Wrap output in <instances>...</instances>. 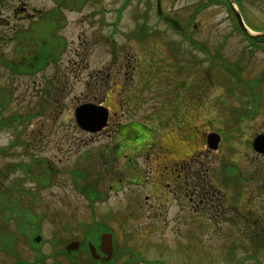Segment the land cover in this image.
I'll use <instances>...</instances> for the list:
<instances>
[{
  "label": "rangeland",
  "instance_id": "1",
  "mask_svg": "<svg viewBox=\"0 0 264 264\" xmlns=\"http://www.w3.org/2000/svg\"><path fill=\"white\" fill-rule=\"evenodd\" d=\"M60 1L0 0V122L5 121L0 129V195L16 189V183L32 191L27 194L35 199L40 230L31 238L42 236L27 246L31 235H15L19 256L21 250L32 259L36 251L44 254L39 264H59L61 246L52 243L54 231L65 244L85 237L78 226H97V234L101 227L112 231L117 264L127 246L150 259L164 250L168 262L180 261L183 249L186 262L191 257L198 264H234L236 259L264 264V158L251 145L256 130L264 131V94L258 96L251 80L254 58H264L244 32L231 29L227 4L161 0L162 15L186 24L185 34L158 15L157 0ZM241 1L248 22L251 15L264 16V0ZM51 14L58 15L60 25L29 28ZM26 28L29 42L36 38L40 52L56 45L55 57L34 64L33 51L15 50L18 39L26 40ZM3 58L18 60V72ZM185 90L191 93L190 104L182 95ZM84 102H102L113 111L101 131L89 132L77 124L75 109ZM127 122L145 124L144 138L175 143L173 155L194 151L204 159L195 176L205 184L206 193L200 196L207 204L193 210L181 195L171 210V217L183 216V207L192 212L189 225L174 216V225H156L151 232L146 228L148 215L145 219L141 213L157 210L165 216L162 208L145 207L151 184L132 183L128 188L121 182L110 188L128 166L137 165L146 176L150 170L156 173L164 156L158 148L126 151L121 131L131 126L120 128ZM211 131L222 135L217 149L207 144ZM116 153L120 155L112 156ZM233 166L236 172L230 170ZM128 195L145 203V209L133 210ZM8 201L7 196L2 204L11 206ZM249 234L258 235L257 241L245 237ZM235 241L240 248H233ZM174 250L179 254L166 253ZM15 260L0 251V264Z\"/></svg>",
  "mask_w": 264,
  "mask_h": 264
},
{
  "label": "flooded vegetation",
  "instance_id": "2",
  "mask_svg": "<svg viewBox=\"0 0 264 264\" xmlns=\"http://www.w3.org/2000/svg\"><path fill=\"white\" fill-rule=\"evenodd\" d=\"M235 1V0H234ZM234 1L232 0H222L221 2H225L231 12V19H233V25L231 26V29H243V27L239 24V21L235 14L234 11ZM252 0H250L251 2ZM237 2V7L239 8L241 15L243 16L245 23L249 26V29H255L256 32H261L264 31V16H262V18H255L253 15H251V21H247V15H246V7L243 5L241 0H236ZM26 6H22L20 7V9L23 12H27L26 11ZM250 15V14H249ZM29 29V28H26ZM251 46L252 49L255 50H261L262 52V57L264 58V36H252L251 37ZM19 48V46L15 47V50H17ZM22 56H24L22 54ZM25 57V56H24ZM258 58V57H256ZM254 58V62H253V76H252V83L253 86L255 88V90L258 92V95L261 96L262 94H264V60L262 59H256ZM6 60V63L10 64L11 66H13L11 69V71H15L16 69V65L18 64V60H13L11 58H3ZM1 61V58H0ZM22 62V61H20ZM21 65V64H20ZM18 68V67H17ZM190 92L187 90V98H186V102H189L190 99ZM190 104V102H189ZM187 106V105H186ZM112 117V111L110 110L109 113V119ZM127 126H131V128L129 130H123L122 131V135H123V142H124V149L128 152L133 151L134 153H137L139 151L144 150L145 148H147L146 152L148 153L149 149H153V148H158L159 151L164 154V156H161L162 154H160V158H159V162H158V166L156 167L157 172L154 173L152 172V170H150V164L148 167V172L149 170L151 171V173L149 175L146 176V173H143L142 170H139L137 168V165H132L133 167L131 168H125L121 171V175H123L124 177H119L117 179H113V183L110 185V188H116L118 185L121 184V182L126 185V187L128 186V188H130V185L132 183H136V184H145V183H150L152 186L151 191L152 194H146L145 195V199L147 200L146 202H148V205H146L145 207H148L149 209H152L154 207L158 208L159 210H161V208L164 211L165 216L162 215L161 211H157V210H153L151 213H145V212H140L142 215L145 216V219H147V215H148V219L149 220V224L146 226V228L151 232H153L152 227L156 228V225H164V224H171L174 225V221H173V217L175 216L176 219H180V222H187L191 219L190 215L192 214V212L190 213V215L187 212V208L183 207L182 209L184 210L183 216H179V215H174L173 217H171V210H172V206H174V204H176V201L181 199V195H186L188 199H186L185 201V206H191L194 210V207H198L200 205L207 204V201L204 202V198H202L200 195L204 196L203 193L205 192V189L203 190L202 185H205L203 182L199 183V181L197 180L195 174H199L198 172H200V168L204 165V159L201 158L202 156L200 154H196L194 155V151L192 152H184L183 154H179L177 155H173V151L175 149V147H178L177 145H175V143H158L153 139H150L148 137L144 138V133H145V126L140 123V122H135L134 124H130ZM126 127V126H124ZM135 127V128H132ZM147 129V128H146ZM151 131V130H150ZM264 131H257L255 135L259 134ZM151 134V132H150ZM254 135V136H255ZM222 136V135H221ZM129 139H133L135 141L133 142H127L126 140ZM136 140H138L139 142H136ZM253 152H257L255 149ZM129 154V153H128ZM128 154H124V155H128ZM258 154L264 158V153H259ZM258 154H255L258 155ZM120 154H113L112 156H118ZM155 174V175H154ZM150 175H154V176H150ZM208 187V184H207ZM127 188V189H128ZM126 189V188H125ZM201 190V191H200ZM95 189L93 188V194H95ZM200 192V194H199ZM130 193V190L128 189V194ZM151 197V198H150ZM150 199H153V203H150ZM127 202L130 204V206H134L133 210H139V209H145L142 208V206L145 205V203H141V202H134L132 201L130 195H128L126 197ZM188 200V201H187ZM93 201V200H92ZM129 206V205H128ZM127 206V207H128ZM197 211V210H195ZM94 212V211H93ZM138 212V214H140ZM137 214V215H138ZM133 214H129L125 215V218L127 216V218L132 217ZM126 218V219H127ZM193 220V219H192ZM93 221H95V218L93 219ZM124 221V220H123ZM122 221V222H123ZM120 222V224L122 223ZM95 222H93L94 224ZM97 225V224H96ZM189 225V223H188ZM187 225V226H188ZM96 228H98L97 226L94 227L93 226V237H88L85 234V237H83V239L79 240V248L76 250H67L66 246L68 244V242H66L65 244H58L60 245V262L59 264H109V263H116V258L118 257L117 254V250H114V254L112 256V258L109 260H104V253L101 252L102 250L100 249V237L99 235L103 232V231H108L109 229H105L103 230L101 233L97 234V230H95ZM173 232H176V228L173 229ZM95 233L97 235H95ZM174 236H176V234H174ZM177 237V236H176ZM175 237V238H176ZM246 238L249 237L250 241H257L258 235H246ZM71 240V239H70ZM129 241V240H128ZM128 241L126 240L125 243L126 245L128 244ZM176 242V239L174 240ZM160 243H163L166 247L172 249L173 245L168 242L165 241H161ZM27 246H31V244L28 243L27 241ZM239 243H237L235 241L233 245V248L235 247V249L237 247L240 248V246H238ZM90 245H93V247H95L96 249V254L99 257H94V255L92 254V252H90ZM130 245V244H129ZM188 245V244H187ZM116 246V244L114 243V247ZM132 247V245H130ZM126 249L121 251V259L118 261V264H141V263H145V264H198V263H194L193 259L191 257H187L189 258L191 261L190 262H186L183 261V255L182 253L186 254V251L181 249V254H180V261H173V262H168L166 259H164V257L166 258V255H164V257L162 256L164 250H161V255L160 256H152V258L154 259H150V258H144L146 256V254L140 250L141 254H135L132 253L131 250H129V246L125 247ZM174 248H177L174 247ZM255 248H257V245H255ZM234 249V252H235ZM20 251V256H22V258L24 260H26L27 262H29L28 264H33V261L36 257L38 256H32V259H28V256L24 255V253ZM253 252H257L256 249L252 250ZM177 252H180L177 250ZM174 250L173 252H166V253H170L169 255H171V253L174 254H179ZM188 253V251H187ZM189 255V254H187ZM115 259V260H114ZM172 259V257H171ZM242 260H235L234 264H241Z\"/></svg>",
  "mask_w": 264,
  "mask_h": 264
},
{
  "label": "trees",
  "instance_id": "3",
  "mask_svg": "<svg viewBox=\"0 0 264 264\" xmlns=\"http://www.w3.org/2000/svg\"><path fill=\"white\" fill-rule=\"evenodd\" d=\"M63 0H61L59 2V4H63L62 2ZM65 4L68 3V1L64 2ZM58 15L56 14H51L47 17H42V19H40L38 21V23H34L36 27H39V28H50L51 26L54 27L56 25H60L61 22H56L58 19H57ZM38 30V28H37ZM29 31L26 29V31H24L22 34L25 35V38L26 40H23V39H18L20 40V46L17 50H21V49H27V50H30V51H33L32 55L33 57L35 58L34 59V64L36 62L41 61H45L47 60L48 58H52V57H55V54H54V48L57 47L56 45H46L43 47V51L40 52L41 49H37L35 43L37 42V40L35 41V37L32 36V38L34 39V43H31L29 42V39L31 38H28L27 36V33ZM30 35V33L28 34ZM48 38V37H47ZM49 39V38H48ZM50 44L51 42L48 41ZM34 45V46H33ZM59 46V45H58ZM30 47V49H29ZM39 48V47H38ZM33 49V50H32ZM59 50V48H58ZM23 54V53H22ZM29 54H31L29 52ZM24 56L27 55V53H24L23 54ZM58 55H56L57 57ZM213 61V59H211ZM229 65H233V64H230ZM7 67H13L11 66L10 64L7 65ZM16 69H19L16 67ZM180 72V71H179ZM198 98V97H197ZM244 111H242L241 113H243ZM5 121L3 122H0V129H1V126L2 124H5L4 123ZM131 124V122L129 123H125L124 126H127ZM124 126H122L124 128ZM21 168H23L25 171L29 172L30 169H28L26 166H22L20 165ZM17 167V166H16ZM12 168L13 171L15 172L16 169H15V166H13ZM235 166L231 167L230 170L231 171H234L235 172ZM12 171V172H13ZM1 173V172H0ZM83 176V175H82ZM78 180V179H76ZM1 181V179H0ZM1 184V182H0ZM17 184V183H16ZM14 184L16 186V189L13 187V190H10L7 194H4V196L1 198V195H0V218L4 219L2 221H0V251L2 252H6V254L10 255V256H14V258L16 259L15 261L11 262V263H6V264H28L29 262H27L26 260H24L22 258V256H19V253H18V250L16 249V242H17V237L15 238L14 236L15 235H20V234H27V235H32L37 232L38 230H40V222H39V218L40 216L38 214H36V210L34 208V205H35V199L31 196H28L27 193H33L32 191H28V190H24L23 189V186L19 185V184ZM85 189H90V188H93L92 186H86V184L83 186ZM34 194V193H33ZM97 195V194H95ZM9 197V201L8 202H11V206H7V204L3 205L2 203L5 202V198L6 197ZM30 207V208H29ZM34 211V212H33ZM12 222V223H10ZM14 226H13V225ZM9 226L11 229H7L6 226ZM12 225V226H11ZM93 226V224H92ZM83 229L85 234L88 236V237H93V227H89L88 230L85 228H82V226H78V229ZM66 229V227H65ZM107 228H103L101 227L100 229H98V232L99 231H102V230H105ZM57 232L58 230L56 229L53 233L54 238L52 237V243L55 244V246H57L58 244H62L63 245V242L62 241H58L57 240ZM35 243V242H34ZM38 249V248H37ZM36 250V249H35ZM60 253V252H59ZM37 255H39L38 257H36V260L33 261V264H38L37 261H43L42 256H44V254H41V253H38L37 252ZM40 262V263H41Z\"/></svg>",
  "mask_w": 264,
  "mask_h": 264
},
{
  "label": "water",
  "instance_id": "4",
  "mask_svg": "<svg viewBox=\"0 0 264 264\" xmlns=\"http://www.w3.org/2000/svg\"><path fill=\"white\" fill-rule=\"evenodd\" d=\"M160 1V0H159ZM160 7V2H159V6ZM236 14H237V19H239L240 24L244 27L243 29L249 33L250 35H253L251 33V31L245 26V23L243 22V19L241 17L240 12H238L236 10ZM170 22L173 23V25L181 30V25L180 23L174 19V18H170ZM261 35H264L263 33H260ZM75 117H76V121L78 123V125L89 132H97L103 129V127H105L108 123V118L109 117V110L106 106L102 105V104H98L95 102H87V103H83L82 105H79L76 109H75ZM208 143L210 148L213 149H217L219 147V142L221 140V136L219 133L216 132H211L208 137ZM254 147L260 151V152H264V134H259L253 143ZM41 236L38 235L36 237L37 241H40ZM100 249L102 250L101 252L104 253L105 257L104 260H110V258L113 255V235L111 232H103L100 235ZM79 248V241H72L69 242V244L67 245V249L68 250H74V249H78ZM91 251L92 254L94 255V257H99L96 254V249L93 248V246L91 245Z\"/></svg>",
  "mask_w": 264,
  "mask_h": 264
}]
</instances>
